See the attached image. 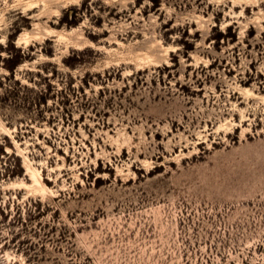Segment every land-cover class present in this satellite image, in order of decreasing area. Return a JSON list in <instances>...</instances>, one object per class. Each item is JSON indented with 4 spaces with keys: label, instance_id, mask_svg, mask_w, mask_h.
<instances>
[{
    "label": "rangeland",
    "instance_id": "obj_1",
    "mask_svg": "<svg viewBox=\"0 0 264 264\" xmlns=\"http://www.w3.org/2000/svg\"><path fill=\"white\" fill-rule=\"evenodd\" d=\"M0 264H264V1L0 0Z\"/></svg>",
    "mask_w": 264,
    "mask_h": 264
},
{
    "label": "bare ground",
    "instance_id": "obj_2",
    "mask_svg": "<svg viewBox=\"0 0 264 264\" xmlns=\"http://www.w3.org/2000/svg\"><path fill=\"white\" fill-rule=\"evenodd\" d=\"M252 1H255V0H252ZM256 1H259V0H256ZM264 1V0H263ZM26 40V39H25ZM74 40V39H73ZM21 41V40H20ZM76 41V40H75ZM74 42V41H73ZM30 168L28 167V170H29ZM37 173H36V171H30V175L32 176V178H33V183L34 184H38V179H37V176H35Z\"/></svg>",
    "mask_w": 264,
    "mask_h": 264
}]
</instances>
